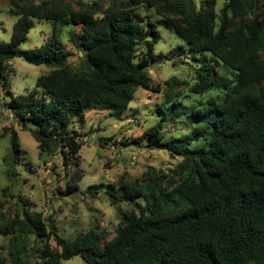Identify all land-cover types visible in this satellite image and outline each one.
<instances>
[{"label": "trees", "instance_id": "obj_1", "mask_svg": "<svg viewBox=\"0 0 264 264\" xmlns=\"http://www.w3.org/2000/svg\"><path fill=\"white\" fill-rule=\"evenodd\" d=\"M108 1L106 7L103 0L8 1L16 19L10 40H0V83L21 127L34 124L29 130L41 154L59 153L64 165L77 166L81 142L69 128L73 118L82 124L96 107L122 111L137 86L162 92L168 103L177 86L221 92L186 113V133L166 138L161 131L176 112L171 102L157 108L160 120L124 143L145 140L177 161L170 173L149 167L139 178L102 186L112 203L133 204L115 228L96 222L69 240L38 211L22 208L10 219L0 212V236L7 237L0 264H61L73 256L82 264H264V0H226L219 10L217 0ZM139 6L154 8L203 56L193 83L176 76L155 82L149 75L161 34L149 15L136 13ZM32 18L50 21L52 32L41 45L22 49ZM64 25L80 28L72 36L81 51L78 69L60 39ZM15 57L50 68L35 81L41 96L11 91L6 64ZM21 151L11 130L5 165L18 164ZM74 179L70 191L79 187Z\"/></svg>", "mask_w": 264, "mask_h": 264}, {"label": "rangeland", "instance_id": "obj_2", "mask_svg": "<svg viewBox=\"0 0 264 264\" xmlns=\"http://www.w3.org/2000/svg\"><path fill=\"white\" fill-rule=\"evenodd\" d=\"M8 1L0 0L2 41L10 40L12 24L16 19L7 11ZM38 1L41 0H36ZM194 1L197 4L200 2ZM225 1L217 0L216 9L219 10ZM102 4L106 7L109 1L103 0ZM136 13L149 15L156 22L161 34L154 48L155 59L147 67L152 79L155 82H163L171 76H176L193 83L195 68L205 61L203 56L192 52L189 46L164 24L163 18L154 8L145 9L139 6ZM79 29L78 26L64 25L59 34L69 53V63L74 69L81 66V51L72 37L73 32H78ZM51 32L50 21L32 18L31 29L20 47L30 49L39 46ZM49 69L44 64L35 65L21 57H15L6 64L8 86L16 93L28 94L35 91L36 96H41V90L35 86V81ZM219 71L223 73V70ZM229 76L232 78L233 75ZM175 92L171 94L173 96L170 103L177 104L176 112L168 115L161 130L166 138L186 133L189 128L186 113L206 105L208 97L220 93L221 90L197 94L191 92L188 87L177 86ZM9 100V94L0 83V212L7 219L22 208L38 211L46 221L51 220L62 237L69 240L85 232L96 222L100 227L111 230L122 220L121 212L132 209L133 204L112 203L102 186L115 184L122 178H139L149 167H153L159 174L160 170L170 173L169 169L177 161V158L171 157L166 150L148 146L145 140L141 143L124 144L139 137L143 131L160 120L162 113L157 108L170 104L165 101L162 92L153 93L137 86L126 109H90L86 111L82 124L76 117L73 118L69 128L78 135L81 142L77 166L73 163L64 165L59 153L41 154L29 130L34 124L27 121L25 128H22L18 119L6 107L5 103ZM4 128H8L9 132L3 134ZM11 130H15L18 135L22 157L18 158V164L7 167L3 158L9 160ZM8 168L15 173L7 174ZM73 177L79 187L70 191L67 182ZM6 240L7 237L0 236V244H4ZM47 244L51 248L57 246L53 239H49ZM0 253L4 254V251ZM82 263L80 256L61 261V264Z\"/></svg>", "mask_w": 264, "mask_h": 264}]
</instances>
